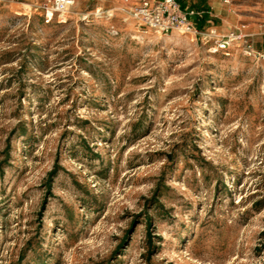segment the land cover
Segmentation results:
<instances>
[{
	"label": "rangeland",
	"instance_id": "obj_1",
	"mask_svg": "<svg viewBox=\"0 0 264 264\" xmlns=\"http://www.w3.org/2000/svg\"><path fill=\"white\" fill-rule=\"evenodd\" d=\"M47 1L0 0V264H264V57L214 50L264 0L193 34Z\"/></svg>",
	"mask_w": 264,
	"mask_h": 264
},
{
	"label": "built area",
	"instance_id": "obj_2",
	"mask_svg": "<svg viewBox=\"0 0 264 264\" xmlns=\"http://www.w3.org/2000/svg\"><path fill=\"white\" fill-rule=\"evenodd\" d=\"M223 1L229 4L233 0ZM74 2L75 0H48L43 5L46 21H51L56 15L59 20H66L69 8ZM128 12L140 26L155 32L170 33L175 30L189 34L199 32L192 20V16L197 14L196 11L183 8L178 0H134ZM251 36L249 33L232 31L229 35L217 39L214 50H225L232 43L242 41L247 54L264 57V52L253 47Z\"/></svg>",
	"mask_w": 264,
	"mask_h": 264
},
{
	"label": "crops",
	"instance_id": "obj_3",
	"mask_svg": "<svg viewBox=\"0 0 264 264\" xmlns=\"http://www.w3.org/2000/svg\"><path fill=\"white\" fill-rule=\"evenodd\" d=\"M202 1V6H198L199 8L197 9V10H195L196 11V13L197 14H199V15H201V19H203L204 20V23H206L207 22V17H208V13H211V9H212V6H211V4H210V1L209 0H201ZM186 8H188V7H186ZM203 14H205V15H203ZM199 20V19H198ZM254 24H256L254 27H250V29L248 28H246L245 30L247 31V32H249V33H251V35H256V34H264V24H261V23H254ZM250 26V24L248 23V24H246V26ZM252 25V24H251ZM243 26V25H242ZM236 28V27H235ZM251 30V31H250ZM253 30V31H252Z\"/></svg>",
	"mask_w": 264,
	"mask_h": 264
},
{
	"label": "trees",
	"instance_id": "obj_4",
	"mask_svg": "<svg viewBox=\"0 0 264 264\" xmlns=\"http://www.w3.org/2000/svg\"><path fill=\"white\" fill-rule=\"evenodd\" d=\"M178 1H179V3L181 4V6H182L183 8H186V7H187V3H186L185 0H178ZM197 8H199V7H197ZM203 23H204V20H203V19H199V20L197 21V25L200 26V27L203 25Z\"/></svg>",
	"mask_w": 264,
	"mask_h": 264
}]
</instances>
